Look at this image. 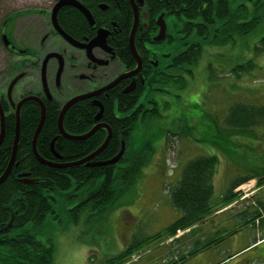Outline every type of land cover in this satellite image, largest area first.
Masks as SVG:
<instances>
[{"label": "trees", "instance_id": "obj_1", "mask_svg": "<svg viewBox=\"0 0 264 264\" xmlns=\"http://www.w3.org/2000/svg\"><path fill=\"white\" fill-rule=\"evenodd\" d=\"M150 3L154 13L169 9L177 18L178 55L175 63L178 74H150L146 77L148 88L145 93L137 91L122 99L120 96L116 108L112 102L105 104L102 121L111 127L113 135L107 147L93 160L99 162L114 158L122 150L124 143L122 158L111 165L91 166L87 162L55 167L40 162L33 152L32 142L41 120V110L37 105L30 104L21 111L15 163L10 175L0 184V264H53V240L48 238L47 242H43L37 236L38 230L45 225L48 217L59 219L68 213V219L78 221L79 213L84 211L95 210L98 214H107L114 209L118 198L136 184L142 176L143 168L150 163L156 152L151 137L143 146L134 145L136 136L140 138L139 133L145 136L143 129L162 117L157 105L149 108V104L154 102L150 99L151 93L158 91L159 86L163 88L161 92H169L166 88L170 87L184 89L187 86L185 75H193L191 67L201 59L204 46L235 45L237 38L247 37L264 17V0H258L254 7L244 4L239 6L235 0H150ZM122 12V26L128 36L131 24L127 19V6H124ZM69 13L65 14L70 19L69 26H81L80 12L73 10ZM261 43L263 47H258V52L264 49V37ZM209 66L212 67L211 64ZM253 67L254 62L251 59L244 64L235 65L231 71L240 74ZM153 86L156 88L153 89ZM59 108L47 107L46 119L37 139L38 153L44 159L61 163L75 162L103 144L107 137V130L104 128L98 129L84 140L69 139L61 135L58 126ZM3 109L7 111L5 107ZM96 110L88 101L81 100L73 104L64 117L65 131L81 135L91 130L96 125ZM116 110L120 117L116 116ZM16 122V115H5V137L0 145V176L7 169L12 157ZM228 123L234 133L252 132L256 126L264 125V105L237 103L231 108ZM53 149L59 156H56ZM218 161L215 155H202L188 161L183 167L179 179L170 190L172 203L181 210L182 216L166 229L168 234H175L179 229L193 226L215 212L211 199ZM253 177L251 175L233 179L222 201L229 202L233 199L235 189ZM246 217L244 225L264 218V202L258 200V206L246 214ZM158 236L160 233L155 238ZM217 241H204L201 243L204 244L202 248L210 247ZM139 246L140 244L133 243L121 253L105 259L102 264H123ZM199 250L195 244L182 252L179 258L170 259L166 264H184ZM93 258L90 255L86 264H96Z\"/></svg>", "mask_w": 264, "mask_h": 264}, {"label": "rangeland", "instance_id": "obj_2", "mask_svg": "<svg viewBox=\"0 0 264 264\" xmlns=\"http://www.w3.org/2000/svg\"><path fill=\"white\" fill-rule=\"evenodd\" d=\"M263 37L264 17L247 37L237 38L235 45L204 46L201 59L191 67L193 75H185L184 89L170 87L169 92L152 94L162 117L143 129L145 136L139 133L141 137L136 136L134 142L143 146L151 137L156 152L150 163L109 213L84 211L78 221L68 219V213L59 219L48 217L37 236L43 242L53 240V264H86L90 255L96 264H102L133 243L140 246L123 264H166L185 252L191 234L203 230L213 234V229L225 238L219 245L218 264H233L243 252L264 242L259 240L264 237V218L244 225L246 214L258 206V200L264 202V125L248 133H234L228 125L235 104L264 105V49L257 51L263 47ZM48 45L52 49L58 41ZM251 59V70L240 74L231 71ZM202 155H215L219 160L211 199L215 212L168 234L166 229L182 216L172 203L170 190L188 161ZM251 175L254 177L235 189L233 199L222 201L233 179ZM215 259L208 255L204 264L215 263Z\"/></svg>", "mask_w": 264, "mask_h": 264}, {"label": "flooded vegetation", "instance_id": "obj_3", "mask_svg": "<svg viewBox=\"0 0 264 264\" xmlns=\"http://www.w3.org/2000/svg\"><path fill=\"white\" fill-rule=\"evenodd\" d=\"M257 1L235 0L239 6L244 4L248 7H254ZM59 3L62 5L56 13L55 21L64 35L55 28L53 22V11ZM124 6L129 10L127 19L131 24L128 36L122 26ZM152 9L150 0H25L21 3L18 0H0V105L7 109L6 112L3 109L4 116L17 115L18 104L28 97L38 98L46 112L48 106H58L60 108L57 110L61 112L64 105L74 97L91 94L113 84L99 94L82 99L96 107V124L104 123L103 117L96 121L101 106L104 114L108 102H112L116 108L120 96L122 99L137 91L145 93L148 75L156 72L177 75V18L169 9L155 13ZM73 10L80 12L81 26H69L70 19L65 14ZM160 19L166 26L165 37L156 40L161 28ZM136 21L134 54L130 39ZM54 39L58 41V46L48 49L49 42ZM93 40L96 43L89 49L88 45ZM50 53H58L60 56L47 61L44 80V60ZM60 65L62 71L58 79ZM158 88V92L163 89L161 86ZM150 99L154 102L149 104V108L157 105L158 101L153 95ZM30 104L37 105L41 110L38 102L27 101L20 109V119L21 111ZM116 116L120 117L117 110ZM93 159L91 163L96 162ZM203 231L191 234L190 242L185 245L190 248L197 244L200 249L190 260L193 264H204L208 255H211L216 257L212 264H218L221 261L219 245L225 238L215 233L216 229L212 230L213 234ZM184 234L189 235V232ZM211 239L218 241L210 247L202 248L204 244L201 243ZM259 240H264V237ZM233 264H264V242L243 252Z\"/></svg>", "mask_w": 264, "mask_h": 264}, {"label": "water", "instance_id": "obj_4", "mask_svg": "<svg viewBox=\"0 0 264 264\" xmlns=\"http://www.w3.org/2000/svg\"><path fill=\"white\" fill-rule=\"evenodd\" d=\"M62 3H59L54 11H53V19H54V26L55 28L61 33L64 35L63 31L61 30V28L57 25L56 21H55V16H56V13L58 11V9L61 7ZM85 12L86 9H84L83 7H81ZM88 14V12H87ZM159 24L161 25V28H160V32L158 34V36L155 38L156 40H162L164 39L165 37V31H166V26L164 24V21L162 22L161 19L159 21ZM136 28H137V21L135 22L134 26H133V30H132V33H131V47H132V51L134 52V54H136V50H135V44H134V36H135V31H136ZM94 43H96V40H93L90 45H88V48L91 49V47H93ZM54 56H60L58 53H50L47 55V57L45 58L44 60V68H43V79L45 80V68H46V63L48 60H50L52 57ZM141 66V62L139 61V64H138V67ZM61 71H62V65H60V68H59V71H58V79L60 77V74H61ZM137 72V71H135ZM133 72H131L130 74H132ZM130 74H126V75H130ZM124 77V76H123ZM118 81V80H117ZM116 81V82H117ZM113 85V84H111ZM111 85L103 88L102 90L100 91H97V92H94V93H91V94H87V95H81V96H77V97H74L73 99H71L70 101H68L64 107L62 108L61 112H60V115H59V119H58V126H59V130H60V134L65 136L66 138H69V139H74V140H84L90 136H92L98 129L100 128H106L107 131H108V134H107V137L105 139V141L103 142V144L97 149L95 150L94 152H92L91 154H89L88 156H86L85 158H82L78 161H75V162H71V163H56V162H53V161H49V160H46L44 159L39 153H38V150H37V139H38V136L41 132V129H42V126L44 124V120H45V114H46V111H45V107L43 105V103L36 97H28L26 99H23L17 106V123H16V137H15V141H14V146H13V151H12V157H11V160L9 162V165L7 167V169L4 171V173L0 176V184L3 183L7 177L10 175L11 171H12V167L15 163V159H16V154H17V147H18V141H19V132H20V109L22 107V105L27 102V101H36L40 104V107H41V112H42V117H41V121L37 127V130L35 132V135H34V138H33V142H32V147H33V152L36 156V158L46 164V165H49V166H55V167H67V166H72V165H78V164H83V163H87L88 165H91V166H104V165H111V164H115L117 163L123 156L124 154V151H125V144L123 143V147H122V150L112 159L110 160H106V161H99V162H95V163H91L90 161L95 158L96 156H98L108 145L110 139L112 138V135H113V132H112V129L109 125L105 124V123H98L96 124L90 131H88L86 134H81V135H73V134H69L65 131L64 129V125H63V122H64V117H65V114L67 112V110L74 104L76 103L77 101L79 100H82V99H85V98H89L93 95H96V94H99L100 92L108 89ZM131 89V88H129ZM128 89V90H129ZM98 105H100L98 103ZM101 106V105H100ZM0 114H1V134H0V145L2 144L3 140H4V137H5V116H4V110L2 108V106L0 105ZM103 116V108L101 106V109L98 113V115L96 116V121H100V119L102 118ZM53 152H55L56 156H59L58 153L56 151H54L53 149ZM23 176H26L27 174H22Z\"/></svg>", "mask_w": 264, "mask_h": 264}, {"label": "crops", "instance_id": "obj_5", "mask_svg": "<svg viewBox=\"0 0 264 264\" xmlns=\"http://www.w3.org/2000/svg\"><path fill=\"white\" fill-rule=\"evenodd\" d=\"M184 264H193L192 261H186Z\"/></svg>", "mask_w": 264, "mask_h": 264}, {"label": "bare ground", "instance_id": "obj_6", "mask_svg": "<svg viewBox=\"0 0 264 264\" xmlns=\"http://www.w3.org/2000/svg\"><path fill=\"white\" fill-rule=\"evenodd\" d=\"M135 50H136V49H135ZM94 126H95V125H94ZM94 126H93V127H94ZM89 131H90V130H89ZM86 133H87V132H86ZM86 133H85V134H86Z\"/></svg>", "mask_w": 264, "mask_h": 264}]
</instances>
